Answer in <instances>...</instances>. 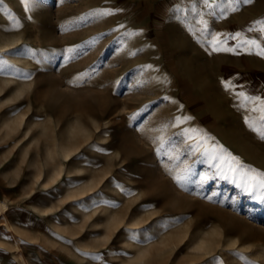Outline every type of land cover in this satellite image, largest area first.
Wrapping results in <instances>:
<instances>
[{"label":"rangeland","instance_id":"rangeland-1","mask_svg":"<svg viewBox=\"0 0 264 264\" xmlns=\"http://www.w3.org/2000/svg\"><path fill=\"white\" fill-rule=\"evenodd\" d=\"M0 7V264H264V0Z\"/></svg>","mask_w":264,"mask_h":264},{"label":"snow or ice","instance_id":"snow-or-ice-1","mask_svg":"<svg viewBox=\"0 0 264 264\" xmlns=\"http://www.w3.org/2000/svg\"><path fill=\"white\" fill-rule=\"evenodd\" d=\"M21 2L25 5V10L28 11V10H30V6L31 5H34L37 2V0H21ZM202 2L205 5V7H208V8H211L213 6V4H217V0H211V3H210V0H202ZM237 2H238V0H225V3H227L229 6H231V5H233V4L237 3ZM245 2L251 3V0H245ZM0 4H2V0H0ZM231 10L234 11L235 9L232 8ZM177 11H180V9H177ZM0 12H5V14L8 15V17H9V20L13 24H15L17 27H19L18 20H16V18L14 16H12V14L10 12H7L3 7H0ZM110 14H111L110 12L97 13V15H110ZM260 31L262 33H264V22L261 23V29H260ZM213 39L216 40V41H218V38L217 37H213ZM91 43H94V41L91 42ZM245 43H252L253 45H255V41H251V42L245 41ZM255 46L258 47V45H255ZM67 51L68 52H72L73 49H68ZM24 52H25L26 55L35 57V53L32 52V50H30V49H25ZM259 55L264 56V49H261V51L259 52ZM9 67L10 66L7 64V61L6 60L0 59V72H4L5 69L6 68H9ZM224 86H225V89L226 90H231L232 89L231 84L228 83V82H226ZM236 98L241 101V106L242 107H246V104L247 103H252L254 105H257V107L253 109V111H259L260 114H261L260 117H259V119L261 121H264V100H261L260 97H251V96H248L244 92H239L237 94V97ZM185 119H189V118L186 117ZM179 122H180L179 119H177L176 123H179ZM250 127H252L253 130H255V131H259V128L255 124V122L251 123L250 124ZM260 134L262 136H264V132H260ZM220 159H221V163H224V159L225 158L224 157H221ZM229 170L232 171V172H235L236 171V168L230 167ZM243 175L246 177V179H245V185H244L243 190L245 192H248L249 194H251L252 187H251V184L249 183V181L255 180L256 181V184H257V187L261 190L259 192V195L257 196V199H258L259 202L264 203V173L259 174V178L257 177V175H249L248 172L243 173ZM174 179L176 180L177 183H180L181 182V178L180 177H174ZM65 183H66L67 186H74L73 185V182H70L69 181V182H65ZM92 202L93 203H97V202H99V203H108V201H102V200L98 201L97 198H92ZM74 206L84 207V204L81 203L79 205H74ZM112 206L113 207H116V205H112ZM240 259L243 260L244 257L241 256Z\"/></svg>","mask_w":264,"mask_h":264},{"label":"bare ground","instance_id":"bare-ground-1","mask_svg":"<svg viewBox=\"0 0 264 264\" xmlns=\"http://www.w3.org/2000/svg\"><path fill=\"white\" fill-rule=\"evenodd\" d=\"M21 40H23V37L21 35H17L14 38H7V36L4 33H2L1 30H0V52H2L1 53L2 55L1 56H3L4 60L8 61V58L7 57L12 52V50L16 49L20 45L23 46V44L19 43ZM12 66L13 67H16L14 64H12ZM9 228H11V227L9 226Z\"/></svg>","mask_w":264,"mask_h":264}]
</instances>
